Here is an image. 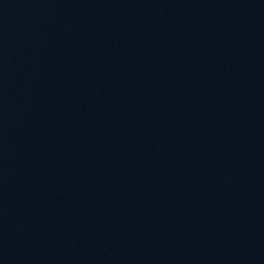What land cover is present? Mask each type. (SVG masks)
<instances>
[{
    "label": "water",
    "instance_id": "95a60500",
    "mask_svg": "<svg viewBox=\"0 0 264 264\" xmlns=\"http://www.w3.org/2000/svg\"><path fill=\"white\" fill-rule=\"evenodd\" d=\"M0 264H264V0H0Z\"/></svg>",
    "mask_w": 264,
    "mask_h": 264
}]
</instances>
